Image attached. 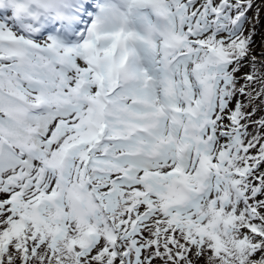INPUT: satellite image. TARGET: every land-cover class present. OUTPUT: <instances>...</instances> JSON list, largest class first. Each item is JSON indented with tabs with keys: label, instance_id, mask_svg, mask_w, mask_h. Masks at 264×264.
Returning <instances> with one entry per match:
<instances>
[{
	"label": "snow or ice",
	"instance_id": "obj_1",
	"mask_svg": "<svg viewBox=\"0 0 264 264\" xmlns=\"http://www.w3.org/2000/svg\"><path fill=\"white\" fill-rule=\"evenodd\" d=\"M138 3L167 30L130 74L132 33L66 47L0 13V264H264V0ZM73 185L87 232L51 216Z\"/></svg>",
	"mask_w": 264,
	"mask_h": 264
},
{
	"label": "clouds",
	"instance_id": "obj_2",
	"mask_svg": "<svg viewBox=\"0 0 264 264\" xmlns=\"http://www.w3.org/2000/svg\"><path fill=\"white\" fill-rule=\"evenodd\" d=\"M67 0H28L29 8H34L38 13L55 14L67 16ZM150 7L156 19L141 13V9ZM156 6H141L138 0H107L105 6L96 17L92 31L94 33L106 34L115 32L132 33L134 38L127 42L128 64L125 72L130 74L132 65L137 59L141 46L152 49L157 47L158 38H163L167 30V15L158 12ZM106 42L102 41L101 44ZM124 54V47L120 49ZM191 192L179 182H172L167 190L162 193L161 200L164 203L179 202L186 204L191 199ZM60 199L63 206L56 208L51 216L55 220L62 221L65 218L73 221L81 232H87L89 228L96 227V216L98 207L78 185L69 186L63 189Z\"/></svg>",
	"mask_w": 264,
	"mask_h": 264
},
{
	"label": "rangeland",
	"instance_id": "obj_3",
	"mask_svg": "<svg viewBox=\"0 0 264 264\" xmlns=\"http://www.w3.org/2000/svg\"><path fill=\"white\" fill-rule=\"evenodd\" d=\"M4 4L3 6H0V13H5L7 14L9 17L5 18V15L3 16V20L4 21H12V27L14 29H19L20 31H25L29 28H34L36 29V31L34 33H32L35 36L41 37L43 39H49V38H55L58 41H60L64 46L66 47H75L77 45H80L84 42V39H80L77 38L75 36H70V39L68 40H63V38H60V35H57V31L53 32L55 30V23H56V27L60 30V25L62 24V20L61 19H57L52 21V19H48V22H52L51 25L49 26V30L46 32V27H43L44 24V20H42L43 18H41V20L39 21V16H29L26 13H23V15H12V11L14 13H16V7L14 8V6L11 8V5L6 4L9 2V0H3ZM8 1V2H7ZM28 2V0H15L16 4H26ZM66 7H67V3H66ZM68 9V7H67ZM30 11L34 10V8H29ZM143 14L148 15L151 19L155 18L154 13L152 12L151 8H147L144 12H141ZM255 13V9H253L252 12L249 13V15H253ZM25 15V17H23ZM51 16H53V14H51ZM50 16V18H51ZM69 18H67V23L69 24H74V21L71 20L70 15L68 13L67 15ZM34 19H37L38 21H35ZM66 24V21H64ZM56 28V29H57ZM72 25L71 26H64V29H66L68 31V34L71 35L70 33L72 32L73 29ZM258 30L260 32H264V12L260 13V19H259V27ZM256 45L258 46L260 43V36L257 35L256 36ZM162 45H163V38H158V42H157V47L155 49H152L150 47L147 46H141V49L143 51V58L139 59L137 58L134 63L135 64H139L140 66H143L145 68H151L154 61L159 57V55L161 54V49H162ZM257 51H259V48L257 47Z\"/></svg>",
	"mask_w": 264,
	"mask_h": 264
}]
</instances>
